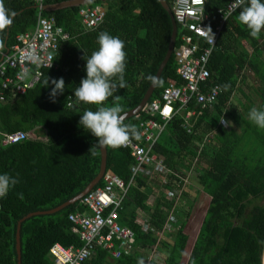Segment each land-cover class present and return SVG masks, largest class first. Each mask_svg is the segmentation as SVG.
I'll return each mask as SVG.
<instances>
[{"label": "trees", "instance_id": "1", "mask_svg": "<svg viewBox=\"0 0 264 264\" xmlns=\"http://www.w3.org/2000/svg\"><path fill=\"white\" fill-rule=\"evenodd\" d=\"M5 1L7 8L16 13L8 32V48L18 31L34 25L36 9L31 0ZM60 1L65 0H45V3ZM86 4H99L104 12L95 27L81 25L79 8L82 4L43 12V15L53 16L70 37L55 52V65L43 70L34 87L16 95L6 91V99L0 101V135L17 130L30 132L36 127L45 129L44 138L34 139L29 135L19 143L0 147V174L8 173L19 181L0 199V264H17L15 233L20 218L61 204L84 189L99 170L101 155L97 138L79 123L84 110L95 111L98 106L80 102L74 96L75 88L86 77V60L98 49L99 33L107 31L125 42L127 86L118 88L104 102L111 106L118 96L123 113L140 103L152 82L147 77L155 76L167 50L172 23L159 0H91ZM224 5L225 0H205V12L211 13ZM239 11V8L233 11L219 29L209 59L211 80L208 84L228 86L214 104L190 118L177 113L167 122L141 109L124 119L125 124L135 125L139 132L140 123L151 117L164 123L154 149L162 154L170 178L175 177L177 170H187L198 156L197 183L212 195V207L202 224L204 237L196 239L190 254L196 259L194 264H262L264 129L252 123L248 113L252 107L264 108V30L259 38L251 37L249 29L238 21ZM214 25L207 21L211 30ZM180 32L177 27L176 45ZM246 71L252 72L258 80L256 89L252 88ZM176 77L172 52L147 102L160 97L167 79ZM58 78H63L65 89L52 102L51 80ZM114 82L118 83V79L114 78ZM250 92L260 97L257 103ZM221 117L231 121V125L222 124ZM177 157L182 161V168L177 167ZM132 163L128 149L106 147L105 173L110 171L127 182ZM140 175L121 197L117 221L133 229L135 245L143 252L159 243L166 252L165 259L163 263L152 264H180L188 246V234L183 228L171 232V242L157 241L156 231L163 228L171 215L167 213L172 207L169 200L158 204L148 214L150 226L145 230L134 222L136 214L146 213V193L152 191L145 182L146 177ZM101 184L105 185L103 177L98 185ZM112 190L116 195L122 193L118 187ZM21 193L22 199L18 195ZM80 204L77 202L56 213L33 215L21 223V264H54L49 247L56 242L65 247L82 245L68 218L71 212L84 208ZM108 254L95 245L83 264H100L102 260H88ZM137 255L141 254L135 250L119 258L133 261L132 256Z\"/></svg>", "mask_w": 264, "mask_h": 264}, {"label": "built area", "instance_id": "2", "mask_svg": "<svg viewBox=\"0 0 264 264\" xmlns=\"http://www.w3.org/2000/svg\"><path fill=\"white\" fill-rule=\"evenodd\" d=\"M31 1L39 9L42 8L43 0ZM168 1L171 3L170 9L177 27L181 31L178 43L172 50L175 72L180 83L171 78L167 79L160 97L146 102L141 107L143 111L157 114L159 120L163 122L169 121L183 110L186 111L190 104H194L196 110L186 111L187 117L196 112L200 113L206 106L214 104L223 92L220 84L214 83L211 86L208 84L211 80L208 65L218 31L234 11L232 6L235 2L225 0L224 6L206 13L205 0L202 4L195 3L194 0ZM79 14L85 27L89 28L101 22L104 12L101 6H93L81 8ZM207 21L215 24L212 30L214 43L204 34V29L208 28ZM67 39L68 34L52 17L39 15L35 28L16 34L14 43L8 50H3L0 46V101L6 99V91L12 95L23 94L35 86L43 70L55 65L54 54L60 44ZM140 126L142 142L131 139L126 146H122L129 150L133 159L128 181L125 182L117 175L106 172L103 175L105 185L94 187L82 196L80 203L89 214L75 212L68 216L73 224L72 230L78 235L82 245L65 247L57 242L53 243L49 247V252L54 264H83L95 245L100 246L114 258L128 255L133 251L134 231L117 221L121 197L125 195L129 185L134 184L138 174L149 177L152 173L170 172L166 168L164 158L153 152V146L164 123L151 117L141 122ZM29 135V132L23 130L1 134L0 147L19 143ZM113 187L120 188L122 193L116 195Z\"/></svg>", "mask_w": 264, "mask_h": 264}, {"label": "clouds", "instance_id": "3", "mask_svg": "<svg viewBox=\"0 0 264 264\" xmlns=\"http://www.w3.org/2000/svg\"><path fill=\"white\" fill-rule=\"evenodd\" d=\"M202 4L203 0H194ZM233 10L240 9L238 21L249 29L253 38H259L264 30V0H235ZM15 11L5 5V0H0V33L10 27L15 18ZM204 34L214 43V34L210 27L204 29ZM98 49L94 50L86 60V77L82 78L78 87L74 90V96L85 104L97 105L95 111L84 110L80 117V125L90 131L97 138L100 147L118 148L126 146L131 139L139 140L141 134L135 125L125 124L123 108L118 103L119 97H115L113 105H105V101L117 91L118 88L127 86L124 79L126 69L125 42L118 36L102 31L98 35ZM3 45L0 36V46ZM51 65V64H50ZM49 65V66H50ZM118 79V83L114 82ZM152 82H157L158 77L149 75ZM49 79L45 81L47 86ZM54 86L49 93L52 102L55 97L64 92L65 82L63 78L52 79ZM227 89V85L224 86ZM248 119L258 128L264 129V108L252 107L248 113ZM222 124L231 125V121L220 118ZM18 179L8 173L0 174V198L7 195L9 190L18 183ZM22 199L23 194H18Z\"/></svg>", "mask_w": 264, "mask_h": 264}, {"label": "crops", "instance_id": "4", "mask_svg": "<svg viewBox=\"0 0 264 264\" xmlns=\"http://www.w3.org/2000/svg\"><path fill=\"white\" fill-rule=\"evenodd\" d=\"M65 1H69V0H65ZM61 2H64V1L56 2V3H53V2L52 3H45V0H43L41 9H39L36 6V4L34 3V5H35L34 8L36 9V19H35L34 25L32 26L30 24L29 25L30 27L28 29H26L24 31H20V32L18 31L17 33L33 30L35 28V26H36V20H37V17L39 15L44 16V17H52L54 19V21H55V18L53 16L43 15V12L45 10L52 11V10L62 9V8L67 7V6L74 5V4H71V5H65V6L57 7L56 4L61 3ZM89 2L90 1L85 2V3H81L82 5L80 6L79 10L81 8L93 7L94 5L86 4V3H89ZM7 3L5 1L6 7L8 6ZM17 5H18V2L16 3V6ZM76 5H80V4H76ZM98 6H100V5L98 4ZM79 17H80L81 25L85 26L83 24V22H82L81 16H79ZM55 23H56V21H55ZM58 26H60V25H58ZM10 27H8L3 33H0V36H2V39H3V45H2V49L3 50H8L10 48V46H11V45H9L8 48H6V46L8 44L7 43V37H8V32H9ZM69 37L70 36L68 34V39H69ZM175 45H176V43H175ZM12 73H13L12 70H10V74H12ZM174 80H176L178 83H180V80H179L178 77L174 78ZM218 84H220V83H218ZM221 86L224 88L223 85H221ZM188 110L194 111V110H196V107L194 106V104H190L189 108L186 111H188ZM186 111L185 110L181 111L179 116L182 115L185 118H190L191 116L187 117V115L185 114ZM29 133H30V136L32 138H34V139H39V138H44L45 137V129L42 128V127H36L34 129H32V131H30ZM139 141L142 142V139L140 138ZM154 146H155V144H154ZM154 146H153V152H155V153H157V154L162 156V154L160 152H158V151H156L154 149ZM176 164H178L177 167H181L182 168V165H181L182 161H181V159L179 157H177V159H176ZM197 164H199L198 156H196L194 158L192 165L187 170L184 169V172L182 170H177V173L175 174V177L172 176V178L169 177L170 174H168V173L167 174L152 173V175L149 176V177L140 175V177L141 176L142 177H146V178H144L145 182H147L148 185L150 186V188H152V191L146 193L147 196H146V199L144 201V203H145L144 207H145L146 213L142 212V213L136 214L134 222L136 224H138L140 226V228L145 230V228H148V226H150L149 225L150 224V216L148 214L151 213L155 209L156 206L161 205L163 202H166V201L168 202V200H169L172 203L171 204L172 207L167 213H168V215L171 214L172 217L170 215L168 220L164 224L163 228L161 230H157L156 231L157 241L166 240L168 242H171L172 241V237H173V235H172L173 233H171V232H175L178 227L179 228H183L184 232L188 234V240H187V245L188 246H187L186 251L183 253V256L181 258L180 264H194L196 262V259L193 258L192 256H190V254H191L192 249H194V246H195V242H196V239H197L196 235L199 233V230L202 227L204 219L208 217L207 214L210 212V211H208L209 208L212 207V204H211L212 195L207 194L206 192H204L201 189V187L199 186V184L197 183V170H196ZM108 172H110V171H108ZM194 177L196 179L195 182L197 183L198 187L195 190V192H192V194L194 195V198L191 200V205L192 206L190 207V209L187 208V209L182 210V207H183V204H184L183 202H186V200H187V195H186V193L188 192V188L187 187L190 186L189 184H190V182H192ZM136 179H137V177L135 178V180ZM89 182L87 183V185L89 184ZM99 182H100V180H99ZM98 183L95 185V187H102L103 186V184L98 185ZM166 183H168L169 186H167ZM149 186H148V189H150ZM82 191H83V189L80 192H82ZM80 192H78L75 195L71 196L70 198H68L64 202L76 197L78 194H80ZM81 198L75 200L74 202H69V204L66 205L65 207H68L70 205L76 204L77 202H79V204H80V199ZM193 201H194V205H193ZM197 201H199V202H197ZM64 202H62V203H64ZM59 205H57V206H59ZM57 206H55V207H57ZM80 206H81V204H80ZM55 207H53V208H55ZM65 207H63V208H65ZM62 209H60V210H62ZM217 209H218V206H217L216 209H214L215 210L214 212H216ZM48 210H50V209H48ZM40 211H45V210H40ZM74 212H84V213L89 214V212L86 210L85 207L83 209L81 208V210L80 209H76V211H74ZM174 212H175V215H174ZM53 213H56V212H53ZM71 213H73V212H71ZM49 214H51V213H49ZM178 214H182L183 218H179ZM198 216H199V218H201V222H200V224L195 225V222H196ZM157 241H156V243H157ZM154 247H157V248L159 247L160 248L159 243L154 245ZM154 247H150L149 250H151V249L155 250ZM135 250L137 252H139L141 255L132 256V260L133 261L120 260V258L116 259V258L111 257L110 254L104 255V256H101V257L92 256L90 258L91 260L89 259L88 261L91 262L92 260L93 261L94 260H100V261L102 260L100 262V264H152L153 262L163 263V261L165 259V256H164L163 261L162 262H158L157 260L152 258L153 257L152 254H148V253L143 252L139 246H136L134 244L133 252ZM160 250H163V249L160 248ZM165 255H166V252H165ZM262 264H264V247H263V250H262Z\"/></svg>", "mask_w": 264, "mask_h": 264}, {"label": "water", "instance_id": "5", "mask_svg": "<svg viewBox=\"0 0 264 264\" xmlns=\"http://www.w3.org/2000/svg\"><path fill=\"white\" fill-rule=\"evenodd\" d=\"M91 0H69V1H64L61 3L56 4L57 7H61V6H65V5H71V4H81V3H85ZM159 3L161 4V6L169 13L170 18H171V23H172V31L169 37V41H168V46H167V50L165 52V55L162 59V61L160 62L157 71L155 73L154 77H160L161 72L164 68V66L166 65V63L168 62L169 58L171 57L172 54V50H173V46L175 44V40H176V34H177V24L176 21L172 15L171 9L169 7V4L166 0H159ZM158 82V81H157ZM157 82H151L150 85L148 86V88L146 89L140 103L134 107L133 109L126 111L123 113L124 119L137 114L141 107L148 101V99L150 98L154 88L157 85ZM100 147V146H99ZM100 155H101V159H100V167H99V171L96 174V176L89 182V184L83 189L82 192H80V194H78L76 197L60 204L59 206L52 208L50 210H45V211H34V212H30L28 214H26L25 216H23L22 218H20V220H18L17 225H16V233H15V248H16V259H17V264H21V244H20V225L21 223L28 217L33 216V215H40V214H49V213H53V212H57L60 209H62L63 207H65L66 205L69 204V202H74L75 200L81 198L87 191H89L90 189H92L98 182L99 180L103 177L105 170H106V147H100Z\"/></svg>", "mask_w": 264, "mask_h": 264}, {"label": "rangeland", "instance_id": "6", "mask_svg": "<svg viewBox=\"0 0 264 264\" xmlns=\"http://www.w3.org/2000/svg\"><path fill=\"white\" fill-rule=\"evenodd\" d=\"M244 43V42H243ZM246 74L248 75V79H249V81L251 82V86H252V88L253 89H256V87L258 86V80L256 79V77L252 74V72H247L246 71ZM245 86V85H244ZM244 90H246V88L244 87ZM248 91V90H247ZM250 96H252V98H253V100L257 103L258 101H259V99H260V97L258 96V95H256L255 93H253V92H250ZM34 132V131H33ZM209 135H211V134H209ZM206 142H208V141H206ZM196 177V176H195ZM195 177L193 178V180H192V182H190V186L189 187H187L188 188V192L186 193V195H187V200H186V202H183L184 204H183V207H182V210H184V209H187V208H189L190 209V207L192 206L191 205V200L194 198V195L192 194V192H195V190L197 189V183L195 182ZM192 178V177H191ZM190 178V179H191ZM198 200V199H197ZM195 201V200H194ZM194 201H193V205H194ZM201 201V200H200ZM197 202H199V201H197ZM150 203V202H149ZM178 204V203H177ZM180 204V203H179ZM204 209V208H203ZM181 213V212H180ZM174 215H175V212H174ZM178 216H179V218H183V216H182V214H178ZM199 216L197 217V220H196V222H195V225H197V224H200V222H201V218H199ZM204 234H205V230H203V227H201L200 228V230H199V233L196 235V237L198 238H203L204 237ZM155 248V250H149V251H144V252H146V253H148V254H152V258L153 259H155V260H157L158 262H162L163 261V258H164V256H165V252L163 251V250H160L159 248H157V247H154Z\"/></svg>", "mask_w": 264, "mask_h": 264}, {"label": "snow or ice", "instance_id": "7", "mask_svg": "<svg viewBox=\"0 0 264 264\" xmlns=\"http://www.w3.org/2000/svg\"><path fill=\"white\" fill-rule=\"evenodd\" d=\"M166 111H168V110L166 109Z\"/></svg>", "mask_w": 264, "mask_h": 264}]
</instances>
